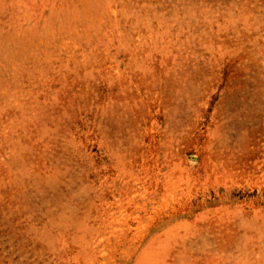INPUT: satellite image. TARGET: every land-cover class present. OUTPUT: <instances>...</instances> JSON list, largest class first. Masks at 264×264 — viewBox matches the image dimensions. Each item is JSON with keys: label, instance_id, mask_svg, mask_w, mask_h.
Here are the masks:
<instances>
[{"label": "rangeland", "instance_id": "1", "mask_svg": "<svg viewBox=\"0 0 264 264\" xmlns=\"http://www.w3.org/2000/svg\"><path fill=\"white\" fill-rule=\"evenodd\" d=\"M0 264H264V0H0Z\"/></svg>", "mask_w": 264, "mask_h": 264}]
</instances>
